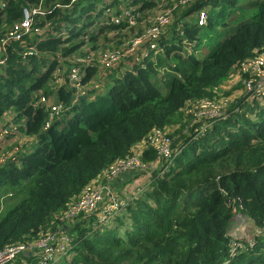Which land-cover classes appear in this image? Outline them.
Listing matches in <instances>:
<instances>
[{"label": "trees", "instance_id": "obj_1", "mask_svg": "<svg viewBox=\"0 0 264 264\" xmlns=\"http://www.w3.org/2000/svg\"><path fill=\"white\" fill-rule=\"evenodd\" d=\"M0 1V40L24 10L41 8L0 66V134L35 139L0 163V251L64 232L73 247L58 264H264V89L232 102L221 91L264 55V0ZM125 11L136 16L132 24ZM218 18L229 30L208 50L201 34L210 37ZM38 29L44 33L36 36ZM154 30L155 48L144 40L128 52ZM110 56L117 62L102 64ZM71 67L84 72L80 88ZM41 97L61 104L57 116L48 117ZM205 103L222 113L186 112ZM155 134L169 140L170 156L157 152ZM133 156L156 165L141 192L110 212L70 217L93 181L124 184L127 177L111 170ZM237 213L251 223L252 241H239L232 256L228 230Z\"/></svg>", "mask_w": 264, "mask_h": 264}, {"label": "built area", "instance_id": "obj_2", "mask_svg": "<svg viewBox=\"0 0 264 264\" xmlns=\"http://www.w3.org/2000/svg\"><path fill=\"white\" fill-rule=\"evenodd\" d=\"M6 5L5 2L0 1V10ZM41 13V8L38 7H33L30 10H24L23 12V19L14 24L13 27L9 30V32L7 33V35L0 40V47L2 49L3 52V57L4 54L6 52V46L9 44L10 41L14 40V41H19L21 40V38L25 35H28L31 33L32 31V25H33V16ZM124 16L127 18V22L128 24H132L136 18V16L134 14H130L129 11H125ZM113 22L120 20V16L116 17V18H112ZM204 21L203 19V14L200 15V20L199 23H202ZM161 22H165V19H162ZM36 36H39L41 34L44 33V31L42 30H35ZM158 35H160V31H157L156 33H152L150 35H148L147 37H145L142 40H138L135 45H132V47L128 50V52L133 53L134 49L138 46V44H140L142 41H146L148 44V46L150 48H154L155 47V42L157 40V38L159 37ZM43 38V37H41ZM40 39V38H39ZM35 46L34 47H30L28 48V50L25 51L24 54L30 55L35 51ZM134 48V49H133ZM0 59V66L5 64V59L4 58ZM107 58V57H106ZM106 58L103 59L102 64L106 65V66H110L113 63H116L118 58L117 56H110L109 60H106ZM264 59V55L259 56L255 61H254V65L250 66V69H246L244 71L247 70H252L255 69V73L253 72V74L256 75H252L251 78L248 82H247V91H252L251 94L252 96H250L249 98H253L257 95H259L260 93L263 92L264 89V82L261 85L259 84L260 81V77L259 74L263 73L264 76V67H258L257 62L260 60ZM253 71V70H252ZM83 71H80L79 67H71L69 70V78L71 81H73L75 84V86L77 88H80V85L78 83V80L80 79V75ZM0 75H2V73H0ZM78 79V80H77ZM77 80V81H75ZM57 82L60 81V79L56 80ZM254 88V89H252ZM41 101H44V98L41 97L40 99ZM208 104V103H205ZM12 129H16L17 127L16 125H14L12 127ZM7 131V130H6ZM152 141H158L160 142V146L157 148L158 149V153L163 154L164 157H168L171 155V149H170V142L169 140L165 139L164 137H161L159 135L155 134L154 139H151ZM4 142V137L2 138V136L0 137V146H2V143ZM183 149V144H182V148L179 149L177 151V149L174 151V153L177 151V153L179 154L181 152V150ZM136 155H139L140 152H136ZM141 159V157H140ZM145 164H143L142 160H138L136 157H131L129 158L127 161H122L120 163H116V165L114 167H112L111 173L113 174V176L115 174H123L126 172H134L133 170L136 169V171L145 168V172H151V170L156 166L154 165V162L144 166ZM151 166V169H149ZM144 177L145 175L142 174V176H138V178L141 180V178ZM89 192H86L84 194V196H86ZM83 196V197H84ZM83 201V198L82 200ZM81 201L75 206L73 207L71 213H70V217L74 216L76 214L77 209L79 208V205L81 203ZM116 205L115 207H111L109 209H101L105 212H110L111 210L115 209L118 207V200L116 201ZM94 208V206L92 207V209ZM85 211V210H84ZM85 213H90V212H85ZM71 240H69L68 237H66L64 235V232H61L60 234L57 235H51L48 236L46 238H44L43 240H39L37 241L35 244H33L32 246L29 245H25V244H19V245H12V246H8L6 248H4L3 250L0 251V264H29L27 262V260L25 259V255L31 257V258H37L36 264H51L56 258L57 256H64L66 254V252L68 250H70L72 248ZM233 247H234V243H233ZM233 247H231V254L233 253ZM240 247V244L238 242H236L235 245V249L237 251V249Z\"/></svg>", "mask_w": 264, "mask_h": 264}, {"label": "rangeland", "instance_id": "obj_3", "mask_svg": "<svg viewBox=\"0 0 264 264\" xmlns=\"http://www.w3.org/2000/svg\"><path fill=\"white\" fill-rule=\"evenodd\" d=\"M162 5L163 4H161V6ZM108 12H109V10H107L106 14H108ZM153 12H154V10H153ZM158 12L161 13V10ZM223 22H224V20L221 18H218L216 20V25L212 29L208 30L209 34H211L210 37L208 34H204V33L201 34L202 39H209L208 42H205L209 45L208 50L212 49V47H214L219 40H221L222 38H224L227 35L229 27L227 28V26H223L222 25ZM141 26H142V24H141ZM156 32L157 31L154 30L150 34L156 33ZM150 34H146L145 37H147ZM56 36H58L57 33H56ZM107 38L109 40L114 39L113 35H110ZM42 39L43 38H40V39L38 38L37 42H41ZM114 40H115V42L119 41L120 40L119 36L117 38H115ZM193 44L195 45V43H193ZM112 47H116V45H114ZM103 57H104V55L102 56V58ZM77 59H79V58H77ZM84 63H88V62L85 61ZM257 64H258V67L259 66L264 67V59L258 61ZM82 73H84V72H82ZM252 75H253L252 70L245 71L243 76L239 73L238 74H231V76L227 79V81L221 85V91L226 92L225 96H227V97H225V100H229L230 102H232V101H234V99H236L238 96H240L244 92V90L247 89V82L251 78H253V77H251ZM254 75H256V74H254ZM259 77H260L259 78L260 81H259L258 85H261L264 82L263 73L259 74ZM55 84H56V81H55ZM262 101L263 100L261 99V102ZM42 103L45 107L50 108V111H49L50 113L48 116L49 118L54 117V115L57 116L59 114L61 104H57L56 102H51L50 100L47 101L45 99H44V101H42ZM217 108H221V106L217 107V105H216L215 107H213L209 104H203V105L199 106V109H196L194 106H191L188 108V110L186 112L192 113V114L196 115L197 117L204 115V116L212 119L214 117H217V115H219L220 113H222V111L221 110L218 111ZM204 125L206 126L207 124H204ZM189 127H190V123L185 122V126L181 131L185 132ZM0 131H2V130H0ZM1 135L2 134H0V137H1ZM26 138L29 139V141H32V142L35 141L34 138H29V137H26ZM14 139H16L14 136H10L7 139L4 138L3 146L0 147V162H2L5 159L4 158L5 155H7L11 152L10 145L14 141ZM20 139H21V136H20ZM136 147L138 149H140V148H142V145L137 144ZM144 171H145V168H142L136 172L139 173L140 176H142V174L145 175V178L142 177L141 180L147 181L151 172H145L144 173ZM126 173H129V172H126ZM123 174H122V178H126L127 175L123 176ZM116 175L117 174H115L114 176H116ZM111 178H112V181L110 183V186L113 187L111 189L108 187H100V184L97 183L96 180L93 181L89 193L83 197V201H81V203L79 204L81 206H79L77 211L82 212L85 210V212H92L95 209H109L111 207H115V205L117 204L116 201L118 199H119L118 204H121V202L124 201L121 198L122 195L126 196L127 194H130L133 190H135V185L136 184L138 185V181H135L134 183H129L127 185L123 184L120 187V186H118L120 184V182L114 181V177H111ZM117 189L119 191L118 195H120V196H116L117 195V192H116ZM142 189H143V186L140 187L139 189H137L135 191V194L141 192ZM130 198H132V197H130ZM93 206H94V208L92 209ZM100 214L101 213H99L98 215H100ZM237 217L243 218V216L241 214L237 213L233 216V220L236 219ZM240 220L242 221V219H240ZM254 228L256 230V225L254 226ZM238 230H239V233H233L232 228H230L228 230V235L231 238L232 245L234 243V247L232 250L233 253L231 254L232 256H234V254L236 252V249H235L236 242L239 243V241H243L244 239H246L247 242L252 241V239H251L252 238L251 237V231L252 230H245V228H243V227L238 228ZM113 235L117 236V233H115ZM29 246H32V244ZM230 253H231V250H230ZM63 257L64 256H57V258L51 264H56V263L58 264L60 261H62ZM225 264H227V263L225 262Z\"/></svg>", "mask_w": 264, "mask_h": 264}, {"label": "crops", "instance_id": "obj_4", "mask_svg": "<svg viewBox=\"0 0 264 264\" xmlns=\"http://www.w3.org/2000/svg\"><path fill=\"white\" fill-rule=\"evenodd\" d=\"M3 57V52H2V49H1V47H0V59ZM16 138V137H15ZM32 142V141H31ZM29 143H30V141H29ZM29 143H24V140L21 138L20 139V137H19V140H17V138L16 139H14V141L11 143V145H10V149H11V152L10 153H12L13 154V156H17V155H19L20 153H22V151L24 150V149H28V144ZM23 145H25V147L26 148H24L23 147ZM138 152H141L142 151V148H140V149H136ZM127 175V178L126 179H124V181H125V183L124 184H129V183H134L135 181H138V185L136 184L135 185V190H133L132 192L133 193H135V191L137 190V189H139L140 187H142L143 186V183L145 182L146 183V181H143V180H140L139 178H138V176L140 175L139 173H138V175H136V176H133L134 174H133V172H129V173H125V174H123V176H126ZM122 176V175H121ZM129 177H133L131 180H129L128 178ZM121 178V177H120ZM128 179V180H127ZM116 181H118L119 182V179H117ZM121 183V182H120ZM123 184H121V185H118V186H122ZM133 189V188H132ZM129 197L130 196H128V195H126V196H123L122 195V199L123 200H128L129 199Z\"/></svg>", "mask_w": 264, "mask_h": 264}, {"label": "clouds", "instance_id": "obj_5", "mask_svg": "<svg viewBox=\"0 0 264 264\" xmlns=\"http://www.w3.org/2000/svg\"><path fill=\"white\" fill-rule=\"evenodd\" d=\"M201 14H202V13L200 12V13H199V16H198V20H197V22H198L199 25H204V24L206 23V16L203 14V19H204V21H203L202 23H199L200 15H201ZM116 17H119V16H116ZM156 42H157V40H156ZM156 42H155V47H156ZM147 47L150 48L148 45H147ZM155 47H154V48H155ZM151 49H153V48H151ZM95 86L97 87L98 84H96ZM253 98H254V97H253ZM253 98H249V99H253ZM15 125H16V124H15ZM16 127H18V126L16 125ZM190 136H191V135H188V134H187L185 137H190ZM3 143H4V142H3ZM3 143H2V146H3ZM185 145H186V143L183 141V148L185 147ZM182 150H183V149H182ZM182 150H181V151H182ZM25 151H26V149H24V150L22 151V153L25 152ZM20 154H21V153H20ZM20 154H19V155H20ZM7 155H8V154H7ZM7 155L4 156L5 159H6V156H7ZM19 155H17V156H19ZM17 156H13V160H14ZM5 159H4V160H5ZM4 160H3V161H4ZM3 161H2V162H3ZM2 162H0V163H2ZM240 219H242V221L240 220V221L238 222L237 226H235V228L232 230L233 233H239L238 228H241V227L245 228V230H249V227H250V224H251V223H250L249 221H247V219L244 218V217H243V218H240ZM248 220H249V219H248ZM251 237H252V234H251ZM235 253H236V252H235Z\"/></svg>", "mask_w": 264, "mask_h": 264}]
</instances>
